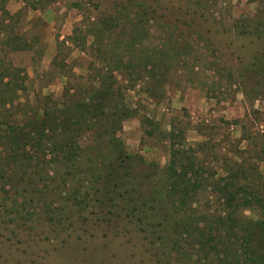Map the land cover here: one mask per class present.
I'll return each instance as SVG.
<instances>
[{
    "label": "rangeland",
    "instance_id": "1",
    "mask_svg": "<svg viewBox=\"0 0 264 264\" xmlns=\"http://www.w3.org/2000/svg\"><path fill=\"white\" fill-rule=\"evenodd\" d=\"M157 1L147 0L154 7L147 10L132 0H7L16 34L32 46L17 52L0 46V61L15 68L22 85L16 101L42 108L62 101L70 86L82 97L84 87L107 76L130 111L119 138L160 177L173 151L205 163L216 178L235 159L249 163V173L253 164L264 174V161L256 160L264 157V38L248 34L264 28V0ZM59 176L60 169L52 191L33 195L26 187L17 201H26L17 208L25 216L7 229L26 254L0 235V264H150L134 235L100 233L84 242L74 233L56 250L66 226L50 219L71 220ZM4 202L6 226L4 216L16 206Z\"/></svg>",
    "mask_w": 264,
    "mask_h": 264
},
{
    "label": "trees",
    "instance_id": "2",
    "mask_svg": "<svg viewBox=\"0 0 264 264\" xmlns=\"http://www.w3.org/2000/svg\"><path fill=\"white\" fill-rule=\"evenodd\" d=\"M6 1L0 0V46L9 52L29 50L30 42L12 26ZM132 4L153 7L147 0ZM252 32L264 38V28ZM14 69L0 61V208L5 200L16 206L14 214L4 216L0 235L18 251L26 252L13 241L16 234L7 235L8 225L25 216L17 208H25L26 201L19 205L18 199L27 186L33 195L52 191L60 169L58 186L68 189L71 220L65 225L63 215L50 219L54 226H66L56 250L74 233L84 242L115 233L134 235L150 264H264V174L259 166L252 164L255 173H249V163L235 159L216 178L205 163L173 151L160 177L119 138L130 111L107 76L84 87L82 97L70 86L62 101L51 99L36 109L29 100L17 102L22 85Z\"/></svg>",
    "mask_w": 264,
    "mask_h": 264
}]
</instances>
